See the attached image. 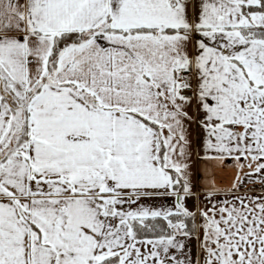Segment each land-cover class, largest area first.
Returning <instances> with one entry per match:
<instances>
[{"label":"snow or ice","instance_id":"obj_1","mask_svg":"<svg viewBox=\"0 0 264 264\" xmlns=\"http://www.w3.org/2000/svg\"><path fill=\"white\" fill-rule=\"evenodd\" d=\"M0 264H264V0H0Z\"/></svg>","mask_w":264,"mask_h":264},{"label":"crops","instance_id":"obj_2","mask_svg":"<svg viewBox=\"0 0 264 264\" xmlns=\"http://www.w3.org/2000/svg\"><path fill=\"white\" fill-rule=\"evenodd\" d=\"M245 170L247 171V169ZM193 171L197 173V175L193 177L196 184L194 191L199 195L203 193L210 184L214 183L216 188L221 189L218 193V199L225 195L226 191L231 187L236 175L235 161L231 159L225 160L222 164L219 162L202 163L197 161ZM150 203L159 205L162 201L156 200L150 201ZM168 203L170 204L171 201ZM203 203H206V201L201 202L192 200L189 201V207H202Z\"/></svg>","mask_w":264,"mask_h":264}]
</instances>
